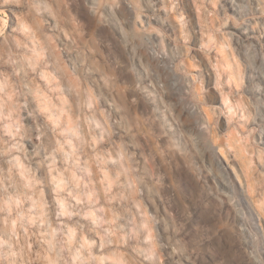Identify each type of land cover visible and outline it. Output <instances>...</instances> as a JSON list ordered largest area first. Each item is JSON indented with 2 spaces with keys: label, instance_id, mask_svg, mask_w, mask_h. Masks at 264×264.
Listing matches in <instances>:
<instances>
[{
  "label": "rangeland",
  "instance_id": "rangeland-1",
  "mask_svg": "<svg viewBox=\"0 0 264 264\" xmlns=\"http://www.w3.org/2000/svg\"><path fill=\"white\" fill-rule=\"evenodd\" d=\"M0 264H264V0H0Z\"/></svg>",
  "mask_w": 264,
  "mask_h": 264
},
{
  "label": "bare ground",
  "instance_id": "bare-ground-1",
  "mask_svg": "<svg viewBox=\"0 0 264 264\" xmlns=\"http://www.w3.org/2000/svg\"><path fill=\"white\" fill-rule=\"evenodd\" d=\"M252 215V214H251Z\"/></svg>",
  "mask_w": 264,
  "mask_h": 264
}]
</instances>
